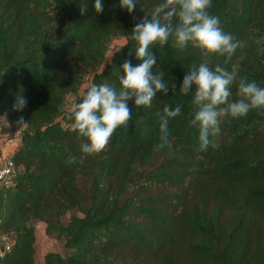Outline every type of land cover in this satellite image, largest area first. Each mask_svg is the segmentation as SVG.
Here are the masks:
<instances>
[{
	"label": "trees",
	"instance_id": "obj_1",
	"mask_svg": "<svg viewBox=\"0 0 264 264\" xmlns=\"http://www.w3.org/2000/svg\"><path fill=\"white\" fill-rule=\"evenodd\" d=\"M102 2L97 14L95 0H0V117L27 123L7 153L14 173L0 184V234L10 239L0 264H36L37 221L64 252L46 251L43 264H264V110L222 122L200 151L195 89L179 93L202 62L239 63V76L264 87V44L254 42L264 37V0H212L223 31L247 42L228 64L171 39L154 45L153 72L175 93H157L151 107L130 100L128 125L89 155L71 130V107L93 84L118 88L126 59L142 62L128 56L130 34L161 0H137L131 13L119 0ZM166 104L182 115L169 122L171 149L154 151Z\"/></svg>",
	"mask_w": 264,
	"mask_h": 264
},
{
	"label": "clouds",
	"instance_id": "obj_2",
	"mask_svg": "<svg viewBox=\"0 0 264 264\" xmlns=\"http://www.w3.org/2000/svg\"><path fill=\"white\" fill-rule=\"evenodd\" d=\"M137 0H119L118 7L131 13ZM94 10L100 14L104 10L102 0H95ZM212 0H161L150 14L135 25L130 34L135 42L134 50L128 56L142 61L133 65L126 59L120 68L119 87L108 83L93 84L82 95L80 102L70 110L73 120L71 130L84 138L81 151L93 155L103 151L114 132L121 126L128 125L132 118L128 102L134 99L137 108L151 107L157 93L167 95L169 87L175 93V84L166 82L164 72L154 73L157 57L151 51L154 45L163 47L172 40L174 48L183 49L191 46L206 57L219 55L225 57V64L232 61L237 49L247 46L246 41L237 40L220 27L219 18L210 14ZM87 6L81 7V14ZM256 44H264V37L256 39ZM243 56L241 57V59ZM239 63H232L231 69L217 64L214 68L202 62L193 65L185 75L179 93L190 94L194 87L193 104L196 106L191 126L198 129L199 150H206L210 136L220 132L224 121L240 119L250 111L264 110V87L256 81H248L239 76ZM236 86L235 99L232 87ZM26 99L18 95L14 104L15 111L26 107ZM159 116V142L154 151L171 149L169 122L182 115L180 105L174 108L166 104ZM17 125L24 126L23 117ZM75 158H73L74 160Z\"/></svg>",
	"mask_w": 264,
	"mask_h": 264
},
{
	"label": "rangeland",
	"instance_id": "obj_3",
	"mask_svg": "<svg viewBox=\"0 0 264 264\" xmlns=\"http://www.w3.org/2000/svg\"><path fill=\"white\" fill-rule=\"evenodd\" d=\"M122 42H123L122 38L114 39L110 45V49L113 46L121 44ZM12 134H13V131L10 132V134L8 136H10ZM1 146H2V149H0L1 150V152H0V164L2 162L3 155L5 153L7 154L10 152V149L12 148L13 144L11 143V145H10V143L7 141V138H6L4 141H2ZM65 219H66V217H65ZM36 232H37V236H36L37 240H36V248L35 249H37L36 251H37L38 256H39V257H36V263L37 264H43L42 260H41V253L43 251L52 250V251H58L59 253L64 254V252L61 248V245H60V240H58L52 236L45 238L43 235V232H42V227H40V226L36 227Z\"/></svg>",
	"mask_w": 264,
	"mask_h": 264
},
{
	"label": "crops",
	"instance_id": "obj_4",
	"mask_svg": "<svg viewBox=\"0 0 264 264\" xmlns=\"http://www.w3.org/2000/svg\"><path fill=\"white\" fill-rule=\"evenodd\" d=\"M6 122L7 121L5 119H3L2 117H0V149H2V146H1L2 141H4L6 138H7V141L10 143V145H11V143L13 144L12 147H14L15 145H17V142H18V134H19L20 126L19 125H12L9 122H7L8 123L7 124ZM12 131H13V134L10 135V136H8L10 134V132H12ZM0 152H1V150H0ZM34 226H35V242H34V246L36 248V240H37V238H36V236H37L36 227L37 226L42 227V232H43L44 237L47 238L48 236H46L44 234V224L42 222L37 221V222L34 223ZM36 250L37 249H35V261H36V257H39ZM46 251H49V250H46ZM46 251H43L41 253L42 263H43L42 257H43V254Z\"/></svg>",
	"mask_w": 264,
	"mask_h": 264
},
{
	"label": "built area",
	"instance_id": "obj_5",
	"mask_svg": "<svg viewBox=\"0 0 264 264\" xmlns=\"http://www.w3.org/2000/svg\"><path fill=\"white\" fill-rule=\"evenodd\" d=\"M70 101L71 98L68 99V104ZM14 169L15 167L12 160L7 154H4L0 164V184L9 183V177L14 173ZM0 244H2L4 250H7L10 245V239L5 235L0 234Z\"/></svg>",
	"mask_w": 264,
	"mask_h": 264
}]
</instances>
